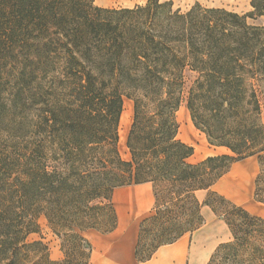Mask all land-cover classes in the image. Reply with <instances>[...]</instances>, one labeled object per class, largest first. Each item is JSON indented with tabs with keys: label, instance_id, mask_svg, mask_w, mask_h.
<instances>
[{
	"label": "trees",
	"instance_id": "16d2710c",
	"mask_svg": "<svg viewBox=\"0 0 264 264\" xmlns=\"http://www.w3.org/2000/svg\"><path fill=\"white\" fill-rule=\"evenodd\" d=\"M249 18L264 19V0H251L245 14L199 3L183 12L161 0L133 8L0 0V63L14 66L11 102L24 110L27 128L22 153L0 154V264H89L83 231L112 232L114 191L146 182L156 205L140 225L139 262L199 229L208 205L232 238L207 264H264V218L213 189L234 163L257 156L253 197L264 204L256 87L264 82V22ZM187 71L197 74L187 96L195 127L228 149L198 163L178 137ZM125 98L134 100L129 160L118 148ZM199 190H207L203 202ZM42 215L66 237L62 260L43 241L27 240ZM148 226L155 244L144 250Z\"/></svg>",
	"mask_w": 264,
	"mask_h": 264
},
{
	"label": "rangeland",
	"instance_id": "374dc122",
	"mask_svg": "<svg viewBox=\"0 0 264 264\" xmlns=\"http://www.w3.org/2000/svg\"><path fill=\"white\" fill-rule=\"evenodd\" d=\"M94 1L96 5L101 6L96 0ZM161 1L162 2L172 1L173 8L180 9L183 12L188 11L189 9H191L194 5L198 3L202 5L203 7L224 8L230 11L238 12L240 14H245L251 10V0H161ZM101 7H104V6H101ZM105 8H128V7H105ZM248 22L250 24H261L262 22H264V19L254 20V19L249 18ZM12 70L15 71L14 66L12 65L10 61H7V62L1 61L0 80L2 83L1 85L2 87L0 88V92H1L0 99L3 100L4 104L3 105L0 104V154L3 152L5 153L10 152V153H13V156H15L17 154L22 153L25 148V138H26L27 128H26V119H25L24 110L21 108V106H16L13 102H11V97H12L11 92H12V85H13L12 83L14 80V74ZM185 75H186L185 77L186 86H185L184 98L176 114L177 121L179 124L178 137L183 142L194 147V153L190 157L189 161L192 163H198V162L203 161L209 156H215V155L227 153L228 149L225 147H219V146L210 144L207 135L203 131L195 127L191 119L190 112L187 108V96H188L189 88L192 85L195 78L197 77V74L192 71H187ZM256 87L259 90V97L263 104V122H264V82L261 81V79L256 81ZM124 111H129L130 117L128 120V125L126 129L124 130V138L121 139V135H120L121 118H122V115H121L120 124H119L118 148H119L121 157L125 160H129L130 151L127 147V139H128V135H129L132 123H133V119H134V100L133 99L125 98L123 112ZM252 157L253 158H250V160H253L254 162L257 163V169H256L255 174L247 172L244 175H241L240 166L237 165L225 178L220 179L216 183V186L214 187V189L219 193L227 194V196H229L230 199L234 201L235 203L244 206L250 212L264 218V204L256 202L253 197L254 181L260 171V165H259L257 156H252ZM243 160H241V162H243ZM120 194L118 196H120ZM206 195H207V191L200 192L198 195L199 200L204 201V199L206 198ZM112 200L115 206V201L114 199ZM155 205L156 204H154L153 209H155ZM202 214H204V217L206 219L205 213H202ZM221 219L222 218L218 216L215 218V220L217 221H221ZM38 223L40 226L39 231L30 233L27 236V240L28 241H36V240L43 241L45 244L48 245L51 258L55 260H62L65 256L62 250V244H63V240L66 237L65 236L59 237L50 227V225L48 224L47 218L44 215H42L38 219ZM93 231L99 232L94 229H88V230L83 231L82 233L83 236L90 243H91L90 232H93ZM152 231H155L153 230V226H150V227L148 226L144 232V239L142 241V248L144 250L147 248H150L152 245L155 244V241H154L155 236H154V232ZM102 234H107V233H102ZM66 246L67 248L70 247L67 243H66Z\"/></svg>",
	"mask_w": 264,
	"mask_h": 264
},
{
	"label": "crops",
	"instance_id": "0c3cea01",
	"mask_svg": "<svg viewBox=\"0 0 264 264\" xmlns=\"http://www.w3.org/2000/svg\"><path fill=\"white\" fill-rule=\"evenodd\" d=\"M96 1L104 7L132 8L144 5L148 0ZM250 158L253 157L234 163L222 178H225L237 165L240 166L241 175L247 172L255 174L257 163ZM202 191L207 190H199L197 196ZM223 195L229 197L225 193ZM113 199L118 216L117 227L107 234L90 232L92 253L89 264H207L219 244L229 241L232 237L227 224L222 219L215 220L217 215L211 207L204 205L202 213H205L206 219L199 229L183 235L172 244L159 247L151 259L139 262L136 258V247L140 225L143 220L154 214L153 185L151 182H146L119 187L114 191Z\"/></svg>",
	"mask_w": 264,
	"mask_h": 264
},
{
	"label": "bare ground",
	"instance_id": "6f19581e",
	"mask_svg": "<svg viewBox=\"0 0 264 264\" xmlns=\"http://www.w3.org/2000/svg\"><path fill=\"white\" fill-rule=\"evenodd\" d=\"M130 117V112L129 111H124L122 114V118H121V129H120V135H121V139L124 138V130L126 129L127 125H128V120ZM236 183V182H235ZM238 183V182H237ZM239 186V185H238ZM235 191V190H234ZM238 194V193H237ZM236 194V195H237ZM240 195V194H239ZM238 195V196H239ZM241 196V195H240Z\"/></svg>",
	"mask_w": 264,
	"mask_h": 264
}]
</instances>
